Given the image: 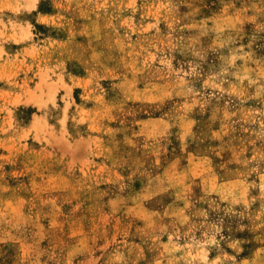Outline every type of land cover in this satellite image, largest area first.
<instances>
[{"label":"rangeland","instance_id":"1","mask_svg":"<svg viewBox=\"0 0 264 264\" xmlns=\"http://www.w3.org/2000/svg\"><path fill=\"white\" fill-rule=\"evenodd\" d=\"M0 264H264V0H0Z\"/></svg>","mask_w":264,"mask_h":264}]
</instances>
